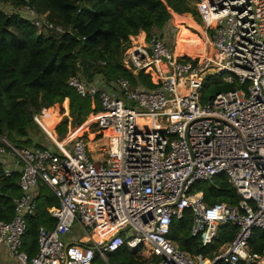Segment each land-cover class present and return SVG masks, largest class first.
Returning a JSON list of instances; mask_svg holds the SVG:
<instances>
[{
  "label": "built area",
  "instance_id": "2783aa9c",
  "mask_svg": "<svg viewBox=\"0 0 264 264\" xmlns=\"http://www.w3.org/2000/svg\"><path fill=\"white\" fill-rule=\"evenodd\" d=\"M195 9L213 56L177 58L154 31L124 55L125 69L150 76L156 89H132L126 78L110 90L69 80L94 110L101 105L95 125L108 132L103 161L88 155L86 139L70 142L72 149L52 140L58 153L0 139V159L16 162L5 176L20 174L13 219L0 221V251L6 246L17 264H117L111 255L140 248L155 257L152 264H198L170 238L174 220L187 212L191 237L203 246L217 242L223 227L238 230L210 264L262 259L250 252V241L264 231V0H197ZM15 12L41 31L64 32L28 6ZM208 72L238 88L205 98ZM221 174L240 197L237 205L210 206L195 189ZM45 187L58 202L48 210L55 225L40 226L30 257L24 238L38 212L36 190ZM99 231L108 234L102 241L93 238Z\"/></svg>",
  "mask_w": 264,
  "mask_h": 264
},
{
  "label": "trees",
  "instance_id": "16d2710c",
  "mask_svg": "<svg viewBox=\"0 0 264 264\" xmlns=\"http://www.w3.org/2000/svg\"><path fill=\"white\" fill-rule=\"evenodd\" d=\"M196 1L0 0V139L6 137L18 148H44L42 139L47 135L56 137L55 127L60 122L56 107H53L56 104L68 113V117L57 128L59 142L62 143L68 137V123L81 135L86 132L88 126L97 121L101 105L97 102L93 111L91 100L83 99L69 86L72 77L87 83H93L101 77L112 89L119 79L126 78L132 89L140 85L147 90L156 89L150 76H134L124 67L123 59L131 47V37L144 32L149 41L154 31L164 40L173 13L181 16L191 14L201 25L195 9ZM25 6L40 16L47 15L48 20L64 32L50 29L41 31L28 16L15 12ZM177 21L197 27L190 17L177 18ZM194 38L200 37L184 27L177 36L181 40L178 41L176 52L185 44L186 50L194 53L190 54L192 56L199 55V52L205 53L206 46ZM139 41L134 44H140ZM183 55H186V51L182 49L176 56L179 58ZM185 60L191 61L189 58ZM237 88L236 84L209 77L204 86V96L205 92L210 93L211 97ZM51 107L55 116L46 110ZM44 110L46 113L41 117ZM93 112L95 115L90 116ZM35 117H41L38 120L47 135ZM96 136L100 137L99 134ZM5 167V162L0 159V221H11L14 201L21 195L20 177H6ZM196 189L204 193L210 206L218 203L237 205L240 202V197L225 174L216 176L210 182L198 183ZM40 199L42 201L37 214L28 220L24 242V250L30 257L37 253L40 226H54L47 209L56 206L57 200L51 193ZM192 222L189 212L182 219H175L170 238L198 264H210L219 255L220 246L231 242L238 232L237 228L223 227L224 233L217 242L203 246L200 239L191 237ZM250 252L264 258V231L255 232L250 241ZM110 260L117 264H152L156 261L149 251L142 248L133 251L123 249L111 255ZM216 264L227 263L220 261ZM238 264L258 263L241 261Z\"/></svg>",
  "mask_w": 264,
  "mask_h": 264
},
{
  "label": "rangeland",
  "instance_id": "374dc122",
  "mask_svg": "<svg viewBox=\"0 0 264 264\" xmlns=\"http://www.w3.org/2000/svg\"><path fill=\"white\" fill-rule=\"evenodd\" d=\"M195 3H197V1L195 2ZM193 5H194V3H193ZM178 14H175V13H173V18H172V21H171V26L170 27H168L167 28V32L165 33V37H164V40H163V42L165 43V44H167V45H169V47H171V49L173 50V48H174V50H175V53H179V52H181V50H182V47H183V49H184V47H187L185 44L183 45V46H181L180 47V51L179 52H176V50H177V48H178V41H180L181 39H177V36H178V33H179V31H182L183 29H184V27L185 28H187L188 30H190L191 32H193L194 34H196L197 36H199L200 38H194V39H196V40H199V41H201L202 43V46L204 45V46H206V50H205V53L204 52H199V55H194V56H192V55H190L189 54V52L187 51V53H186V55H183L182 57L180 56L179 58H189V59H191V60H193V59H196L197 61H203V60H205L206 59V57L207 56H213V53H212V51H211V48H210V46H209V42H208V37L205 35V31H204V29H203V24L201 23V28L195 23L196 22V20H195V17H193V16H191V14H188V15H185V16H188V17H190L191 19H192V22L194 23V25L195 26H197V27H190V26H188L186 23H178V21H177V18H178V16H181V15H178ZM180 18V17H179ZM195 21V22H194ZM199 30H201V31H199ZM187 38H190V37H187ZM206 43H207V45H206ZM133 45H135L134 44V42L133 41H131V46H133ZM141 45H143L142 43H141ZM191 45V44H190ZM192 45H193V43H192ZM191 45V46H192ZM214 52L215 53H218V50L217 49H215L214 50ZM178 58V57H177ZM217 74V72H208V74L207 75H209L208 77H206L205 78V85H206V83H207V81H208V79H209V77H213L214 78V76ZM229 76V74H227V73H225V74H223V78L225 79V78H227ZM217 79H219V78H217ZM220 79H222V78H220ZM152 80H154V81H156L157 80V78H156V76L155 75H153L152 74ZM214 81V80H213ZM205 97H210V93H207V92H205ZM53 107H56V110H57V114L59 115V117H60V122L58 123V125L55 127V136L56 137H50L49 135H47L46 134V132H44L46 135H47V137L46 138H44V140L42 139V144L43 145H45V146H47V147H53V141H52V139L53 140H56V141H58L57 140V128L61 125V123L63 122V120L65 119V117H68V113L65 111V110H62L61 109V106L59 105V104H56V105H54ZM53 107H51V108H49V109H46V110H48V111H50L51 112V114H53V116H55V114H54V111L52 110V108ZM45 113H46V111L44 110L43 111V113H42V116L41 117H43L44 115H45ZM92 116V115H91ZM41 117H38V118H41ZM89 118V117H88ZM88 118L86 119V120H88ZM98 118V117H97ZM95 123L96 122H94V123H92V124H90L89 126H88V128H87V131L86 132H84L82 135H81V133H80V131H76L75 130V128L73 129L72 127H71V124L70 123H68V129H73V131L70 133V135L68 136V137H66L63 141H62V143H64L63 145L65 146L66 145V147L68 148V149H72V147H73V145L74 144H69L70 142H72V141H74V140H79V139H86V140H88L89 142H88V146H89V150L91 151L90 153H88V155L92 158V160L93 161H103V155L101 154V153H99V149H101L102 147H104L105 145H106V143H107V137H106V135L108 134V132H105V131H103V130H99L98 128H97V126L95 125ZM70 129V130H71ZM44 131V130H43ZM84 134H85V136H84ZM96 134H99V136L100 137H97L96 136ZM85 137V138H84ZM96 138H98V139H96ZM99 139H101L100 141H99ZM39 149H43V148H39ZM53 151L55 152V153H58V151L55 149V147H53ZM197 187V186H196ZM196 189V188H195ZM223 230L221 229L220 230V233H219V237H221L222 235H223ZM97 235H99V232H97L94 236L96 237ZM79 237H81V235H79L78 236V238ZM25 239H26V236H25V238H24V242H25ZM227 244V243H226ZM226 244H223L222 246H220V248H219V253L220 252H223L224 250H225V246H226ZM11 258V257H10ZM263 259L264 258H262L260 261H258L257 263L258 264H263L262 262H263Z\"/></svg>",
  "mask_w": 264,
  "mask_h": 264
},
{
  "label": "crops",
  "instance_id": "0c3cea01",
  "mask_svg": "<svg viewBox=\"0 0 264 264\" xmlns=\"http://www.w3.org/2000/svg\"><path fill=\"white\" fill-rule=\"evenodd\" d=\"M178 16V15H177ZM192 16V15H191ZM186 18V17H188V16H178V18ZM195 22V21H194ZM200 28L202 27L201 25H199L197 22H195ZM140 39H142V41H139ZM145 39H146V33H144V32H141L140 34H139V36H137V37H131V41H133V42H136V41H139V42H141L142 44H144L145 43ZM141 43H140V45H141ZM182 49H183V47H182ZM183 50H185L186 51V53H187V50H186V48L184 47V49ZM180 53V52H179ZM195 53H198V52H195ZM189 54H194V53H189ZM176 55H177V53H176ZM93 84H95L96 86H98L99 88H102V89H112L111 88V86L109 85L108 86V84L106 83V81L104 80V79H102L101 77H98V78H96L95 79V81L93 82ZM115 87V86H114ZM113 89H115V88H113ZM92 109H93V107H92ZM93 111H95L94 109H93ZM91 115H95V113L93 112V113H91L90 114V116ZM71 129V128H70ZM69 129V130H70ZM74 129V128H73ZM73 129H71L70 130V132H69V134H68V136L70 135V133L73 131ZM45 147H47V146H45ZM44 147V148H45ZM4 162H5V169L6 168H10V169H13V170H15L16 169V162H15V160H13V159H7V160H3ZM16 175H18L19 177H20V174L19 173H17V174H15V176ZM47 193H51V196H53L54 197V195H53V193L48 189V188H38L37 190H36V196H37V199H38V205H40L39 203H41V199L39 200V198L40 197H44ZM21 196V195H20ZM55 198V197H54ZM56 199V198H55ZM57 200V199H56ZM58 206V202H57V205L56 206H51V208H54V207H57ZM51 208H48L47 209V213H48V215H49V217H50V214H49V212H48V210L49 209H51ZM51 218V217H50ZM52 219V218H51ZM54 222V225H55V220L54 219H52ZM46 227V226H45ZM54 227V226H53ZM52 227V228H53ZM48 228V227H47ZM52 228H49V229H52ZM98 236V235H97ZM96 239H97V241H102V240H104L105 239V237H101V236H98V238L97 237H95ZM263 264H264V260H263V262H262ZM0 264H17V262L14 260V259H12V258H10V255H9V252H8V249H7V247L6 246H3L2 247V249H1V251H0Z\"/></svg>",
  "mask_w": 264,
  "mask_h": 264
},
{
  "label": "bare ground",
  "instance_id": "6f19581e",
  "mask_svg": "<svg viewBox=\"0 0 264 264\" xmlns=\"http://www.w3.org/2000/svg\"><path fill=\"white\" fill-rule=\"evenodd\" d=\"M175 56H176V53H175ZM176 57H177V56H176ZM52 140H53V139H52ZM57 143L60 144L61 142L57 141ZM60 146L63 147L64 145L61 143ZM98 236H101L102 238H103V237L106 238V237L108 236V234H106L105 232L99 231V235H98ZM98 236H96V237L98 238ZM93 238L97 241V239L95 238V236H93Z\"/></svg>",
  "mask_w": 264,
  "mask_h": 264
},
{
  "label": "water",
  "instance_id": "95a60500",
  "mask_svg": "<svg viewBox=\"0 0 264 264\" xmlns=\"http://www.w3.org/2000/svg\"><path fill=\"white\" fill-rule=\"evenodd\" d=\"M40 125V124H39ZM41 126V125H40ZM41 128L43 129V127L41 126ZM44 130V129H43ZM45 132V131H44ZM47 134V133H46Z\"/></svg>",
  "mask_w": 264,
  "mask_h": 264
}]
</instances>
